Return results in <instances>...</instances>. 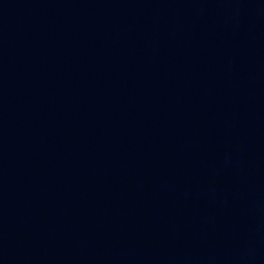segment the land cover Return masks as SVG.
<instances>
[{
    "label": "water",
    "instance_id": "1",
    "mask_svg": "<svg viewBox=\"0 0 264 264\" xmlns=\"http://www.w3.org/2000/svg\"><path fill=\"white\" fill-rule=\"evenodd\" d=\"M0 264H264V0H0Z\"/></svg>",
    "mask_w": 264,
    "mask_h": 264
}]
</instances>
